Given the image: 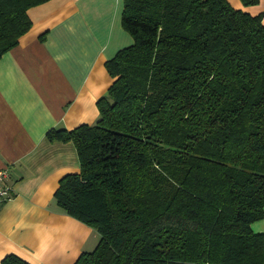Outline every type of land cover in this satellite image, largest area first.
Instances as JSON below:
<instances>
[{
  "label": "trees",
  "instance_id": "16d2710c",
  "mask_svg": "<svg viewBox=\"0 0 264 264\" xmlns=\"http://www.w3.org/2000/svg\"><path fill=\"white\" fill-rule=\"evenodd\" d=\"M47 1L0 0V58ZM262 19L228 0H124L133 43L105 64L98 120L47 134L80 161L58 205L100 234L74 264H264Z\"/></svg>",
  "mask_w": 264,
  "mask_h": 264
},
{
  "label": "crops",
  "instance_id": "0c3cea01",
  "mask_svg": "<svg viewBox=\"0 0 264 264\" xmlns=\"http://www.w3.org/2000/svg\"><path fill=\"white\" fill-rule=\"evenodd\" d=\"M236 9L263 15L264 0ZM124 0H48L31 7L32 26L0 58V168L12 188L0 214V264L16 254L31 264H74L100 234L58 205L60 179L80 171L73 142L49 140L99 118L97 101L113 82L107 60L133 43ZM44 37V38H42ZM264 232V218L252 223Z\"/></svg>",
  "mask_w": 264,
  "mask_h": 264
},
{
  "label": "built area",
  "instance_id": "2783aa9c",
  "mask_svg": "<svg viewBox=\"0 0 264 264\" xmlns=\"http://www.w3.org/2000/svg\"><path fill=\"white\" fill-rule=\"evenodd\" d=\"M7 178L8 170L0 168V214L3 203L11 197L12 193V188L9 185Z\"/></svg>",
  "mask_w": 264,
  "mask_h": 264
}]
</instances>
